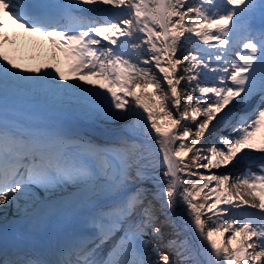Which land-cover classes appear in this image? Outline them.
Listing matches in <instances>:
<instances>
[{
	"label": "snow or ice",
	"instance_id": "snow-or-ice-1",
	"mask_svg": "<svg viewBox=\"0 0 264 264\" xmlns=\"http://www.w3.org/2000/svg\"><path fill=\"white\" fill-rule=\"evenodd\" d=\"M84 6L107 18L88 17ZM9 20L45 37L57 63L16 62L9 50L19 51L21 37L15 29L9 35ZM67 79L95 80L105 91L61 83ZM21 92L51 102L75 98L98 117L130 121L135 135L112 146H70L57 129L21 131L0 118V205L27 203L33 185L80 189L71 202L80 230L71 239L48 252L0 245V264H264V163L235 176L192 170L227 168L248 150L264 153V138L256 139L264 125V0H0V98ZM233 101H251L250 111L217 143L197 147L210 125L232 116ZM140 136L146 139L136 143ZM145 180L156 182L152 198L161 211L184 206L202 260L178 233L164 240L153 201L137 186Z\"/></svg>",
	"mask_w": 264,
	"mask_h": 264
},
{
	"label": "bare ground",
	"instance_id": "bare-ground-1",
	"mask_svg": "<svg viewBox=\"0 0 264 264\" xmlns=\"http://www.w3.org/2000/svg\"><path fill=\"white\" fill-rule=\"evenodd\" d=\"M189 4H197L199 2V0H188ZM6 30H8L6 28ZM9 35H11V32L9 31ZM21 37V36H20ZM22 45H20V44ZM34 45H40L39 42H32L31 44V48L33 50L32 54H33V57L35 58V62L33 64V66H40L43 68V65L45 63H57V61L53 60L52 59V52L51 53H41L37 50L38 47L34 46ZM186 48L188 50H191V46L188 45L186 46ZM18 49H25L24 48V45H23V40H20L18 42ZM44 50V49H43ZM185 54V48H182L180 52L177 53L178 56H181ZM59 56H60V53H59ZM32 60V58H31ZM61 60H59V64L58 66L60 67L61 64H60ZM142 67H148L147 65H141ZM153 72L154 73H158V70L154 69L153 68ZM162 76V74H160ZM82 87L86 86V87H92L94 88L93 90L95 91H99L98 89H100L98 87V84L99 82L97 81H93V86L92 84H85L82 80H79V83ZM91 85V86H90ZM96 85V86H94ZM166 87V84L164 85ZM185 82L182 81L181 82V85L179 86L180 87V90L181 92L183 93V90L185 88ZM105 91V89L103 90V92ZM100 92V91H99ZM27 95V94H25ZM84 94H82L83 96ZM183 99V97H182ZM26 101H28V99H26ZM80 105H83L82 103H80ZM234 105V103H233ZM229 107L232 108V112L238 107L237 105L235 107H233L232 105H230ZM225 111H227V109H225ZM174 112V115H178L175 110H173ZM223 113H221L220 115H222ZM146 115V114H145ZM215 123V121L213 122ZM191 126L193 127V130L195 129V124L190 122ZM74 126H77L76 124H73ZM264 128V125L261 126V129L260 131H262ZM79 129L81 130H78L79 131V134H81L83 137L86 135V132L84 130H82V128L79 127ZM214 131H216V128H213L211 125L209 126V130L205 133V135L203 137H201L200 139V143L197 145V147H202L204 149H207V147L211 146L213 143H217L215 140L212 139L213 135H216V134H213ZM257 134H258V131H257ZM92 135H95V133H92ZM135 135L129 128H127V130L125 131V134H123L122 132L120 133H117V134H114V135H110V136H107V137H102L100 134H99V137H101L103 140L107 141L108 144L110 146H112L116 141L120 140L121 138H127V137H131ZM218 136V135H217ZM221 136V135H220ZM94 137H98V136H94ZM94 139H97L98 138H94ZM100 139V138H99ZM146 138L143 137V136H140L135 142L136 143H140L141 141L145 140ZM191 137L189 138V141H191ZM256 139L258 141V137L256 135ZM149 147L151 149H154V150H157L158 151V146L155 144L154 141H147ZM179 143V142H177ZM202 154H206L205 153H202ZM192 153H189V157H191ZM247 155V154H246ZM243 159V156L240 155L238 157V159ZM153 159H156V153L154 152L153 154ZM188 158H186L187 160ZM240 161V160H238ZM236 164H233L232 166H229L227 168H224L222 167L221 169L219 170H216V169H212L211 171H209L208 169H196L195 167L192 168L193 171H198L199 173L201 174H204V175H209L211 174V172H230L232 173L233 176H235L236 174L234 173L235 170H236ZM163 170L162 167H157L154 172H153V175L154 176H158L160 175V171ZM238 175V174H237ZM182 178L183 179H186V180H190L192 182H195L196 180H198V176H185L182 174ZM151 182V183H150ZM155 181L154 180H145L143 181L142 183H139L137 186L143 188V189H146L147 191V197H148V200H152L153 201V206H154V209H155V213L156 215L158 216L159 218V226L162 228V231H163V235H164V240H167L168 238L172 237L173 235L175 234H179V238L180 239H187L193 249V252L194 254H196V258L197 259H203L202 256H199L198 253H199V250H200V242L199 240L196 238L195 234L192 232V230L189 228L188 226V217H187V214L185 213L184 211V206L183 205H178L174 210H169V209H164L163 211H161V207H160V203L156 200H153L152 198V193L156 191V187H155ZM73 187V188H72ZM77 187L72 184V183H68V184H64L60 187H57V188H54V189H50V190H45L44 188H37L35 187V185L31 186L29 188V194L30 196L32 197L31 200H27V203H25V199H21L19 200V207L21 209V213H24L25 212V209L29 210L30 207L33 205V203L36 201V199L38 198H41L42 196H45L46 198L49 197L50 195H55V194H59V193H64V192H69L73 189H76ZM207 191V190H205ZM244 199H249V197L245 196Z\"/></svg>",
	"mask_w": 264,
	"mask_h": 264
},
{
	"label": "rangeland",
	"instance_id": "rangeland-1",
	"mask_svg": "<svg viewBox=\"0 0 264 264\" xmlns=\"http://www.w3.org/2000/svg\"><path fill=\"white\" fill-rule=\"evenodd\" d=\"M205 59H206V57H205ZM98 82V81H97ZM91 86V85H90ZM92 86H93V84H92ZM94 86H96V85H94ZM95 88V87H94ZM94 88H91V90L93 91V89ZM85 89H88L87 87H85ZM100 92H102L104 89H98ZM201 99H205L204 97H201ZM202 119V118H201ZM213 137H214V139L217 141L218 139H219V137L218 136H214L213 135ZM217 146H219L218 144H217ZM255 150H248L247 151V155L246 156H252V154H254L255 152H254ZM251 154V155H250ZM242 156H244L245 154H241ZM240 159V158H239ZM239 159H237V160H239ZM240 173H241V171H240ZM233 211V210H232ZM226 235H228V234H226ZM146 239H149L148 237H146ZM161 246H163V242H161ZM165 250H167V249H165Z\"/></svg>",
	"mask_w": 264,
	"mask_h": 264
}]
</instances>
